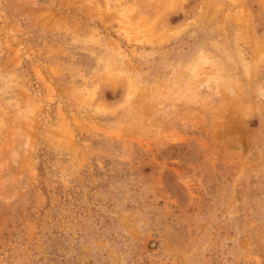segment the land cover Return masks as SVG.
I'll list each match as a JSON object with an SVG mask.
<instances>
[{"label":"rangeland","instance_id":"obj_1","mask_svg":"<svg viewBox=\"0 0 264 264\" xmlns=\"http://www.w3.org/2000/svg\"><path fill=\"white\" fill-rule=\"evenodd\" d=\"M0 264H264V0H0Z\"/></svg>","mask_w":264,"mask_h":264}]
</instances>
